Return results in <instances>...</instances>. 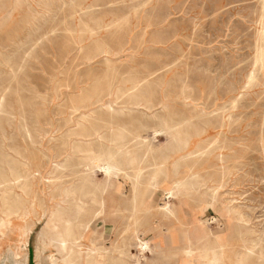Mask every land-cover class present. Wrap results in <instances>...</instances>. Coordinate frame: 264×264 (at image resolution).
I'll return each instance as SVG.
<instances>
[{"label":"rangeland","instance_id":"rangeland-1","mask_svg":"<svg viewBox=\"0 0 264 264\" xmlns=\"http://www.w3.org/2000/svg\"><path fill=\"white\" fill-rule=\"evenodd\" d=\"M263 43L264 0H0V154L22 160L7 158L0 169L30 173L26 191L11 187L9 196L23 197V205L8 217L0 264H11L13 251L21 264H52L57 251L41 231L60 185L71 179V168L56 166L75 162L78 146L117 157L116 132L144 176L130 203L121 190L132 196V169L114 179L86 245L96 237L115 262L111 243L129 236L136 258L153 264H182L186 254L193 264H234L252 245L244 264H264ZM159 119L176 133L172 150L163 148V135L151 140ZM142 135L155 149L135 145ZM154 170H165L155 188L148 180ZM189 174L201 186L174 200L179 221L158 212L164 188ZM206 189L216 190L217 204L201 213ZM221 205L242 218L229 221ZM186 212L221 236L180 241ZM137 233L149 242L144 254Z\"/></svg>","mask_w":264,"mask_h":264},{"label":"bare ground","instance_id":"bare-ground-1","mask_svg":"<svg viewBox=\"0 0 264 264\" xmlns=\"http://www.w3.org/2000/svg\"><path fill=\"white\" fill-rule=\"evenodd\" d=\"M2 101H3V97H0V108H1ZM139 129H140V127H139ZM151 133H152L151 140L153 138L157 137V135H163L166 137L165 147H163V148H165L167 150H172L174 148V144L176 142V133L171 127L167 126L162 119H159V121H158V128L153 129L151 131ZM113 136L114 137H113L112 141H113V143H115L116 148H117V155H116L117 157H115L114 155H111V153L113 151H111V153H108V152L104 153V151H102L103 154H101V153L98 154V153H96L97 151L96 152L91 151L90 150L91 148H89V150L88 149L84 150L78 146V147H75L72 151V154L77 155V156H75V158H76L75 162L70 164V161L68 158L62 164H58L56 166L58 169H60V168L65 169L67 167L71 168V170H70V176H71L70 178L71 179L67 183H62L60 185V187H59L60 196L58 195L60 198L58 197L59 200L52 210H47V213L45 214V219H46L45 224H44L43 229L41 231V234L46 237L48 243L50 245H52L54 248H56L55 251H57L58 256L52 257L50 255L51 260H52L51 261L52 264H58V263L59 264H153L152 262L151 263L148 262V260H146V258L143 259V262L139 261V259L136 258L135 254H133V252L130 250V237L129 236H126L124 238L122 237L123 239L120 241L121 243L117 247H113V244L111 243V248H113L117 252V256L115 257V259H116L115 262H112L111 251L109 248H107V245L103 246V245L99 244L96 237H92L90 240L88 239L89 244H87V245L83 242L85 239L89 238L88 235L93 232L92 227L95 224L96 219H98V217L101 215V212H103L102 210H103L104 204H105V199L103 197L104 194L107 192V190L109 188L113 189L112 186L114 185V182H115L114 179H117L122 174H126V171H125L126 168L125 167L130 168L133 171V175H131V177L133 178L132 196L127 197L125 192L121 190V192H122L121 194L125 195L127 201H129V203H130V199L132 202H134L136 200L137 193H138V184L140 183V180L144 176L143 170L145 169V167L141 165L140 159L137 157V155L130 154L131 150H129V151L126 150V146H128L129 144L126 145L127 143L125 141V136H124L123 132H116L113 134ZM165 137H164V139H165ZM146 139H147L146 136H143V135L137 136L136 140L134 141L135 145L136 146H143V147L145 146L146 148H148L150 150L155 149L154 146L151 144L152 142H150L149 140H146ZM156 145H158V144H156ZM103 146L104 145H102V148H105ZM130 147H131V145H130ZM108 149H109V147H108ZM148 149H147V151H148ZM170 153L172 154L171 151H170ZM149 157H150V154H149ZM0 158H1L0 164L3 162L6 164L7 158L13 159L15 164L20 165V163H22L21 162L22 160L19 159L18 153L15 155H12L9 153H5V155L0 154ZM25 160H27V159H25ZM25 163H27V162H25ZM22 166H24V165H22ZM166 166H164V167H166ZM8 168H9V172H8L9 175H5V173L2 172L0 169V214H1L0 215V238L3 237L2 236L4 234L3 230H4V228H6V226L8 225V223L11 220L8 218L9 215H11L12 212L20 211L22 209L21 205H23L22 204L23 203V199H22L23 197L17 196L18 194L17 195L12 194L13 196H9L11 194V190H12L11 187L13 185H17L23 191H26L29 187L28 180L30 178L29 177L30 173L28 171H23L22 169L20 170V169H17L16 167H8ZM151 170H153V169H151ZM189 171L190 170H188V172ZM97 172H100L103 175V177L99 179L97 177L98 176ZM159 172H163V174H164L165 170H154L148 174V180L151 183V185L154 186V188H155V185L158 181ZM172 172H173L172 174H174V176H177L178 174H180L178 162H175L172 165ZM193 172H195V171L193 170ZM191 173H192V171H191ZM164 176H165V174H164ZM164 176H162V177H164ZM196 178L197 177L195 176V174H189L186 177L181 175L180 177H174V179L172 178L173 179L172 187L164 188L163 198L161 199V202L157 205L158 212L162 213L165 216H173V217H175V219L178 218V221H179V217L177 216V212H176L177 207L174 204V200L177 197L186 198L187 195L195 193V191H197L199 189V187L201 186L200 181ZM170 181H171V179H170ZM18 187H17V189H18ZM16 190H15V192H16ZM108 192H109V190H108ZM202 192H204V191H202ZM53 194H54V192H53ZM198 201L202 202V205L200 206V211H201V213H204L207 209V206L213 207L217 204L216 190L206 189L205 197L203 199L198 198ZM146 209H148V208L146 207ZM132 210H133V207H132ZM219 210H220V213L224 217L229 219V221L234 222L235 218L237 221H239L242 218L239 215L237 216V214L235 217L234 216L235 214L232 212V209L230 206L221 205ZM133 215L130 214V208H129L126 211V214H124V217L126 219H129V221H130V216H133ZM236 220H235V222H236ZM128 223L130 224V222H128ZM202 225H203V220H201L199 227L202 228ZM193 228H195V227H193ZM125 231H127V229H125ZM29 232H30V230L27 233H29ZM172 232H174V231H172ZM190 232H191V230H190ZM184 233H185L184 236L181 233V235L179 237L180 241H182L184 237H186L189 241H191V239H189L187 236V229L185 230ZM209 237H219V236L212 235L210 233V231L208 230L205 233L201 232L200 236L197 237L196 242H198L199 240H202V239H207ZM133 238L135 241V243H134L135 247H137L140 250L141 254H144L147 250H149V242L146 241L145 239H143L140 234L137 233ZM165 239H167V238H165ZM244 250H245V252L243 253V255H241L239 258H237V260L235 261L234 264H244L254 254V247L252 245L245 246ZM25 255H27V254H25ZM190 255L191 254L185 255V258H184V261H182V264H193L189 259ZM258 255L260 256V254H258ZM17 256H18L17 251H13L11 264H21V262L16 259ZM37 258H38V256H37ZM213 258H214V256H213ZM37 263H38V260H37ZM211 264H212V262H211Z\"/></svg>","mask_w":264,"mask_h":264},{"label":"crops","instance_id":"crops-1","mask_svg":"<svg viewBox=\"0 0 264 264\" xmlns=\"http://www.w3.org/2000/svg\"><path fill=\"white\" fill-rule=\"evenodd\" d=\"M183 216L184 217L182 220H184L185 221L184 223H186V225H187L186 226L187 227V236L189 239H191L192 242H196V239H197V237L200 236L201 232L205 233L209 230L210 233L212 234L211 229H208L206 231V226H204V224L202 225V228L199 227V224L201 223V219H200L199 215H194V214L186 212V214ZM193 227H195V228H193ZM190 230H191V232H190ZM217 235L221 236L220 234H217ZM165 240L167 241V239H164V241ZM160 242H161L160 237H157L156 239H154L153 245H158V244H160ZM162 246L165 247L166 243L162 244Z\"/></svg>","mask_w":264,"mask_h":264}]
</instances>
